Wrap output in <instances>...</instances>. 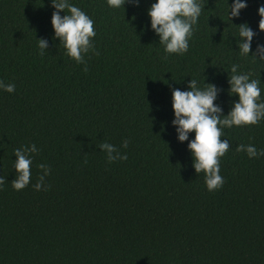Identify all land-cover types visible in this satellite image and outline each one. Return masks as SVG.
I'll return each instance as SVG.
<instances>
[{
    "label": "trees",
    "instance_id": "1",
    "mask_svg": "<svg viewBox=\"0 0 264 264\" xmlns=\"http://www.w3.org/2000/svg\"><path fill=\"white\" fill-rule=\"evenodd\" d=\"M71 2L94 21L85 64L57 46L50 0H0V80L15 85L0 90V264H264V156L236 151L264 149V120L223 129L230 146L213 191L171 125V90L191 78L216 85L227 114L237 99L227 94L232 64L262 82L264 100V61L241 57L232 37L246 22L252 49L264 44V0H246L231 19L232 0H199L188 51L167 58L149 28L153 0L115 10ZM39 38L49 42L43 54ZM102 142L127 159L107 162ZM30 144L29 184L14 190V149ZM41 163L50 172L35 190Z\"/></svg>",
    "mask_w": 264,
    "mask_h": 264
},
{
    "label": "clouds",
    "instance_id": "2",
    "mask_svg": "<svg viewBox=\"0 0 264 264\" xmlns=\"http://www.w3.org/2000/svg\"><path fill=\"white\" fill-rule=\"evenodd\" d=\"M140 0H105L110 9H120L125 3L138 5ZM54 9L50 23L53 29V38L58 40V45L63 49V54L74 60L77 64H85L84 56L95 52L94 40L96 32L93 19L71 0H50ZM247 7L246 0H232L228 4L227 16L239 17L240 11ZM229 8L231 11L229 12ZM67 10V11H65ZM202 5L199 0H153L147 9L149 28L158 36L159 44L163 46L164 58L170 54L183 55L188 51L189 41L193 35L194 26L201 14ZM64 12V15L60 13ZM260 17L258 30L264 31V4L257 8ZM256 33L246 22L238 25L235 36L238 54L241 57L251 56L253 60L264 61V44L257 43L255 49L251 44ZM37 48L43 54L48 48V40L39 38ZM98 54V53H97ZM239 65L232 64L227 71V94L235 96L227 114H222L223 109L214 103L220 89L212 83L203 86L195 78L187 83V89L174 88L171 90V109L174 127L178 142L187 141V149L192 159V168L196 174L203 172L204 183L208 191L219 189L223 178L219 174V157L229 150V140L221 139L223 129L234 126L256 125L264 120V100H261L260 80L252 79L251 72L238 71ZM84 71H87L85 65ZM0 90L8 93L15 91L13 83H4L0 80ZM189 133H193L189 139ZM128 141L121 143V148H127ZM105 153L106 160L112 163L116 160L127 159V154H122L115 145L102 142L98 146ZM236 151H243L251 158L264 156V149L258 150L252 144H238ZM38 152L35 144L21 146L14 149L15 160L13 169L15 178L11 181L14 190H21L29 184L30 165L32 156ZM37 167L42 170L35 185V190H40L45 177L50 169L41 163ZM47 186L45 185V190Z\"/></svg>",
    "mask_w": 264,
    "mask_h": 264
}]
</instances>
